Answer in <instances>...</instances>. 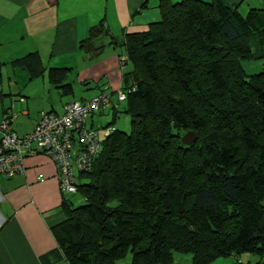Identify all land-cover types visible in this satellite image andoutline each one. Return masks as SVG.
<instances>
[{"label": "trees", "instance_id": "obj_1", "mask_svg": "<svg viewBox=\"0 0 264 264\" xmlns=\"http://www.w3.org/2000/svg\"><path fill=\"white\" fill-rule=\"evenodd\" d=\"M159 11L145 30L110 40L122 50V81L98 93L109 94L106 108L124 93L117 103L129 130L115 128L113 106V131L99 133L91 168L77 172L80 204L62 203L57 244L69 264H115L127 253V264H179L175 251L191 264L264 255V70L242 66L264 58V9L162 0ZM105 33L91 25L78 47L92 57ZM188 131L195 139L184 144Z\"/></svg>", "mask_w": 264, "mask_h": 264}, {"label": "crops", "instance_id": "obj_2", "mask_svg": "<svg viewBox=\"0 0 264 264\" xmlns=\"http://www.w3.org/2000/svg\"><path fill=\"white\" fill-rule=\"evenodd\" d=\"M161 1L0 0V119L4 109H9L15 115L12 129L23 135L33 129L39 111L60 113L65 102L76 100L60 97L72 96L75 87L84 97L80 100L101 90H117L122 81L118 67L122 50L110 40L145 30L149 22L159 19ZM226 3L241 13L264 9V0ZM99 22L106 33L94 39V46L102 47L88 57L78 41ZM60 68L66 69L64 75L50 73ZM59 79L69 88H57ZM111 103L112 108L89 116L86 124L112 123L115 95ZM23 165L21 174L0 175V264H69L58 247L56 226L64 219L62 203L71 200L58 188L54 163L45 153L36 152L24 156ZM225 257L212 264H264V255L244 253L238 262L233 255Z\"/></svg>", "mask_w": 264, "mask_h": 264}, {"label": "built area", "instance_id": "obj_3", "mask_svg": "<svg viewBox=\"0 0 264 264\" xmlns=\"http://www.w3.org/2000/svg\"><path fill=\"white\" fill-rule=\"evenodd\" d=\"M116 99L123 100L124 93L118 91ZM108 105L109 94L101 92L83 101L65 102L60 113L41 110L33 129L23 135H17L11 127L14 113L4 109L0 119V175L11 177L23 173L24 156L42 152L54 163L60 192L75 193L77 172L88 171L99 151V133L107 135L114 129L87 126L86 119Z\"/></svg>", "mask_w": 264, "mask_h": 264}, {"label": "rangeland", "instance_id": "obj_4", "mask_svg": "<svg viewBox=\"0 0 264 264\" xmlns=\"http://www.w3.org/2000/svg\"><path fill=\"white\" fill-rule=\"evenodd\" d=\"M118 64H119V62H118ZM119 66L120 65H118V67ZM242 66L244 68V71L247 74L254 73V72L261 70L260 67H257V66H264V60L242 61ZM262 69L264 70V67H262ZM18 72H21V71H17V73ZM18 75H20V74H18ZM19 81L21 82V80H19ZM22 82H23V80H22ZM79 92L80 91H78V89H76V87H75L74 93L72 96L68 94V95H62L60 97H62L61 99L74 98L76 100H80V98H84V97H80L81 95H79ZM117 105L119 106V108L117 109L118 112L116 113V122H114L116 124V128L120 131L128 132V130H129V117L126 113L122 112V107L124 106V103L120 102V103H117ZM67 197L70 198L73 205L80 204V202H81V197L77 193L67 194ZM172 257H173L172 260L174 263L191 264L189 252H176L175 251L172 253ZM224 258H226V257H224ZM129 259H130V256L127 253L124 257L116 259L115 264H127L129 262ZM209 264H212V262Z\"/></svg>", "mask_w": 264, "mask_h": 264}, {"label": "water", "instance_id": "obj_5", "mask_svg": "<svg viewBox=\"0 0 264 264\" xmlns=\"http://www.w3.org/2000/svg\"><path fill=\"white\" fill-rule=\"evenodd\" d=\"M194 139H195V135H194V133L191 132V131H188V132L184 133V134L181 136L180 141H181L182 143H184V144H188V143L194 141Z\"/></svg>", "mask_w": 264, "mask_h": 264}]
</instances>
